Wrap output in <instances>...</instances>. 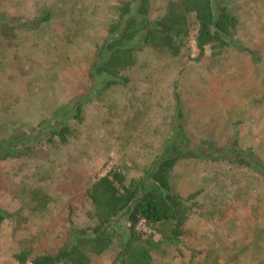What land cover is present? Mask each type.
Returning <instances> with one entry per match:
<instances>
[{"label":"rangeland","instance_id":"1","mask_svg":"<svg viewBox=\"0 0 264 264\" xmlns=\"http://www.w3.org/2000/svg\"><path fill=\"white\" fill-rule=\"evenodd\" d=\"M118 1L0 0V13L17 24L0 30V138L16 136L18 153L20 143L30 146L0 157V208L8 213L0 221V264H18L22 250L29 258L54 252L70 225L90 226V183L115 165L128 177L141 175L179 132L198 156L179 160L170 181L177 194L194 195L195 206L180 242L152 264H264V175L236 162L251 152L264 166V0H226L239 25L235 46L216 56L208 48L198 56L189 17L177 57L141 50L121 72L126 83L100 90L99 82L77 122L74 97L88 88L86 72ZM166 2L150 0L149 16L162 15ZM46 12L48 20L34 27ZM61 122L71 129L65 144L39 138ZM207 145L223 147L224 158L211 159ZM35 190L48 195L42 209H33ZM137 228L152 232L144 222ZM115 253L90 264H111Z\"/></svg>","mask_w":264,"mask_h":264},{"label":"trees","instance_id":"2","mask_svg":"<svg viewBox=\"0 0 264 264\" xmlns=\"http://www.w3.org/2000/svg\"><path fill=\"white\" fill-rule=\"evenodd\" d=\"M149 11L150 0L118 1L116 18L106 26V37L95 51L86 72L88 88L85 93L74 97L72 119L82 121V106L88 100L86 96L99 82L100 90L116 83H126L127 79L121 72L136 64L137 53L141 50L151 48L177 57L186 47L189 17L194 20L193 39L199 57L206 48L216 56L235 46L239 20L226 0H167L162 15L154 19L149 16ZM48 18V13H44L34 20V27ZM3 28L14 30L17 24L0 13V30ZM240 49L247 52L253 61H258L256 51ZM260 102L264 105V83ZM68 114L63 111L61 120ZM70 132L64 122L53 123L39 138L47 143H54L57 138L59 143L65 144ZM15 139L13 135L0 138V157L18 156L30 150L26 140L20 143L23 148L19 149V154ZM186 140L179 132L171 147L137 177H128L124 165H115L106 174L96 177L85 189L89 201L86 217L91 225L82 228L70 225L63 245L56 251L29 258V251L22 250L14 255L15 261L18 264H90L92 257L111 249H116L111 264H152L155 254L164 257L170 247L180 242L184 224L195 206L194 195L177 194L170 181V173L179 160L198 156L188 147ZM235 144L233 141L232 145ZM206 148L205 152L214 153L211 159L225 156L218 153L223 147L207 145ZM236 162L264 175V166L251 152L241 154ZM33 194L36 200L33 209L44 208L48 195L40 190ZM7 217L8 213L0 208V221ZM140 222H144L152 232L145 234L140 231L137 228Z\"/></svg>","mask_w":264,"mask_h":264}]
</instances>
